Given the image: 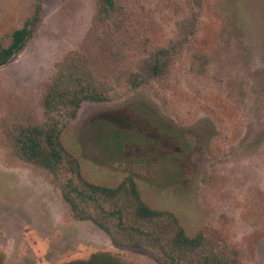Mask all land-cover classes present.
Here are the masks:
<instances>
[{
    "label": "rangeland",
    "instance_id": "1",
    "mask_svg": "<svg viewBox=\"0 0 264 264\" xmlns=\"http://www.w3.org/2000/svg\"><path fill=\"white\" fill-rule=\"evenodd\" d=\"M39 0H0V44ZM42 0V20L0 66V253L4 264H67L108 252L123 264H162L117 247L74 218L48 172L17 156V123L44 119L55 63L76 50L111 98L84 102L62 141L84 176L116 186L133 175L142 198L172 211L186 233L217 231L242 264H264V0ZM170 50L159 76L147 66ZM138 82V86L133 85Z\"/></svg>",
    "mask_w": 264,
    "mask_h": 264
},
{
    "label": "trees",
    "instance_id": "2",
    "mask_svg": "<svg viewBox=\"0 0 264 264\" xmlns=\"http://www.w3.org/2000/svg\"><path fill=\"white\" fill-rule=\"evenodd\" d=\"M199 3L201 0H190ZM101 18H114L117 0H98ZM42 20V0L36 4L25 24L11 34L10 43L0 44V66L10 64L33 37ZM170 50L161 49L154 63L147 66L159 76ZM135 87L138 82H134ZM109 88L101 83L84 54L71 50L55 63V71L46 82L41 103L44 119L17 123L9 131L17 156L44 168L68 203L74 218L93 222L117 247L138 249L160 259L162 264H242L238 251L220 243L217 231L200 229L186 233L179 218L170 210L150 206L141 195L133 175L116 186L87 179L79 159L62 141L64 127L78 116L84 102L110 100ZM5 255L0 253V264ZM67 264H123L108 252H97L89 259Z\"/></svg>",
    "mask_w": 264,
    "mask_h": 264
}]
</instances>
